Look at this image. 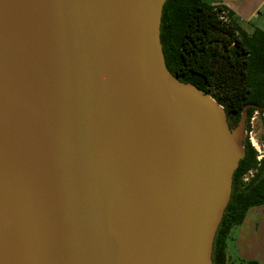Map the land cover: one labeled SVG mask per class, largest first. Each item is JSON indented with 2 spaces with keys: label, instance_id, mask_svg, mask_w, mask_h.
<instances>
[{
  "label": "water",
  "instance_id": "water-1",
  "mask_svg": "<svg viewBox=\"0 0 264 264\" xmlns=\"http://www.w3.org/2000/svg\"><path fill=\"white\" fill-rule=\"evenodd\" d=\"M166 0H0V264H213L246 154L168 68Z\"/></svg>",
  "mask_w": 264,
  "mask_h": 264
},
{
  "label": "trees",
  "instance_id": "trees-1",
  "mask_svg": "<svg viewBox=\"0 0 264 264\" xmlns=\"http://www.w3.org/2000/svg\"><path fill=\"white\" fill-rule=\"evenodd\" d=\"M161 41L169 70L224 106L232 128L245 105L264 106V29L249 33L225 6L204 0H166ZM256 111L264 122V110L250 107L246 131ZM244 145L246 154L234 173L231 199L215 236L213 264H259L243 258L231 260L228 255L233 228L243 223L251 207L264 205V157L258 160L248 138ZM251 170L254 176L245 182Z\"/></svg>",
  "mask_w": 264,
  "mask_h": 264
},
{
  "label": "crops",
  "instance_id": "crops-1",
  "mask_svg": "<svg viewBox=\"0 0 264 264\" xmlns=\"http://www.w3.org/2000/svg\"><path fill=\"white\" fill-rule=\"evenodd\" d=\"M214 6H225L239 19L242 27L251 33L264 29V0H204ZM262 10L256 15L258 10ZM231 260L243 258L264 264V205L251 207L243 223L232 230L228 243Z\"/></svg>",
  "mask_w": 264,
  "mask_h": 264
},
{
  "label": "rangeland",
  "instance_id": "rangeland-1",
  "mask_svg": "<svg viewBox=\"0 0 264 264\" xmlns=\"http://www.w3.org/2000/svg\"><path fill=\"white\" fill-rule=\"evenodd\" d=\"M250 140L251 144L253 145L251 138L255 144L254 148L264 149V122H263V115L256 111L254 112L253 116L250 120V128L246 131V138L245 141ZM258 152V150H257Z\"/></svg>",
  "mask_w": 264,
  "mask_h": 264
},
{
  "label": "built area",
  "instance_id": "built-area-1",
  "mask_svg": "<svg viewBox=\"0 0 264 264\" xmlns=\"http://www.w3.org/2000/svg\"><path fill=\"white\" fill-rule=\"evenodd\" d=\"M261 12H262L261 9L258 10V11L256 12V15H259ZM224 14H226V13H224ZM225 19H226V17H225ZM251 141H252V143H253V146H255V144H254L252 138H251ZM255 147H256V146H255ZM263 147H264V145H263ZM257 150H258V156H257V158H258L259 161H261L262 158L264 157V149L257 148ZM254 173H255L254 170L249 171V172L244 176V178H243L244 181H245V182H248V181L251 179V177L254 176Z\"/></svg>",
  "mask_w": 264,
  "mask_h": 264
}]
</instances>
